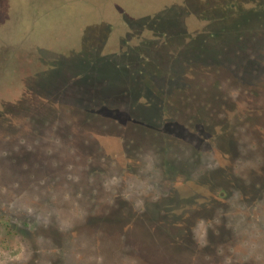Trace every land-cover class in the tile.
<instances>
[{"label": "rangeland", "instance_id": "obj_1", "mask_svg": "<svg viewBox=\"0 0 264 264\" xmlns=\"http://www.w3.org/2000/svg\"><path fill=\"white\" fill-rule=\"evenodd\" d=\"M0 264H264V0H0Z\"/></svg>", "mask_w": 264, "mask_h": 264}]
</instances>
